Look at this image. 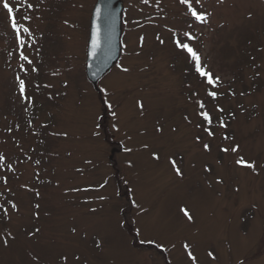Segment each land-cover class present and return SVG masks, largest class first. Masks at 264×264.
I'll use <instances>...</instances> for the list:
<instances>
[{
	"label": "rangeland",
	"instance_id": "1",
	"mask_svg": "<svg viewBox=\"0 0 264 264\" xmlns=\"http://www.w3.org/2000/svg\"><path fill=\"white\" fill-rule=\"evenodd\" d=\"M96 1L9 0L10 14L0 0V153L6 157L0 166V204L10 216L0 213V264H61L63 253H78L82 264H190L184 241L195 245L200 264H264V0H189L198 13L211 14L205 22L196 21L180 0H123L121 59L100 82L101 94L85 71ZM13 16L31 65L19 58ZM176 39L199 52L202 66L220 77L218 87L195 72ZM16 76L34 98L27 111ZM211 91L218 94L215 100L207 94ZM138 100L144 102L143 114ZM199 102L213 117L214 139L197 127ZM97 115L103 119L97 121ZM218 118L227 129L216 126ZM96 123L99 136L92 135ZM54 131H68L69 138L49 135ZM224 134L235 139L224 140ZM204 142L211 152L203 150ZM237 143L238 153L220 152ZM126 147L133 151L125 152ZM154 151L159 161L152 158ZM238 156L255 161L259 174L235 165ZM170 157L183 178L176 176ZM104 181L106 187L97 191H70ZM100 195L109 199L101 201ZM8 201L17 203L19 213ZM36 203L39 219L34 218ZM181 206L194 222L183 217ZM35 227L41 233L29 238L26 233ZM7 232L15 240L5 247ZM208 250L215 251L216 260L207 257ZM68 264H73L71 255Z\"/></svg>",
	"mask_w": 264,
	"mask_h": 264
},
{
	"label": "snow or ice",
	"instance_id": "2",
	"mask_svg": "<svg viewBox=\"0 0 264 264\" xmlns=\"http://www.w3.org/2000/svg\"><path fill=\"white\" fill-rule=\"evenodd\" d=\"M148 2H149V0H143V3H145V4H147ZM197 2H199V0H197ZM180 3L181 4H186L188 6V10L190 11V14L195 18L196 21L205 22V21L208 20L209 16L211 15L207 11L199 12L198 13L196 11V9L192 7L191 3H189V0H180ZM27 6L29 8H32L33 7V5L30 4V3ZM3 9H6L8 11V13H10V14L13 13V7L9 3V0H3ZM96 18H97V20L100 18V9L99 8L96 9ZM25 19H31V17H25ZM65 23L67 24V21H65ZM11 27L13 29H15V31H16V36H17V39L19 41V46L21 48V51L19 53L20 60L25 61L27 64L31 65L32 64V61L22 51V49L25 46V39L20 35L21 29L18 26V23H17V21H16V19H15L14 16L12 17V20H11ZM23 32L24 33H27L29 36H31V31H30L29 28L24 27L23 28ZM100 32H101L100 25L98 23H94L93 24V31H92V35H91V43H90V47H91V53L90 54L92 56H95L96 55V52H97V50L100 47ZM185 36L188 39H190V40L191 39H195V37H192V36H190L187 33L185 34ZM157 39L160 40L159 37H157ZM143 41H144V37L141 36L140 37L141 45L143 44ZM160 43L163 44L164 41L163 40H160ZM175 44H176L177 48L182 49L184 52H186L188 54V56L190 57L191 61L193 62V66H194L195 72L198 73L200 77L204 78L205 79V82L208 85H211L214 88L215 87H218L220 85V83H221L220 77L219 76L213 77V74L210 71L207 70L206 65L205 66H202L201 56H200L199 52L196 49H194L188 43H182L180 39H176L175 40ZM137 54H139V53H137ZM20 69L25 74H27L28 69L25 68L24 64H21L20 65ZM121 70L123 72H125V73H127V72L130 71V69L127 68V67H122ZM31 71L37 72L38 69H36V68L33 67L31 69ZM16 80L18 81V93H19V96H20L22 105L24 106V110L27 111L28 108L31 105L34 104V98L31 97V96H29L27 94V85H26L25 80L24 79H21L20 76H16ZM35 87L37 88V90H39L40 85H35ZM45 87H50V86L49 85H45ZM207 94L213 100H215L217 98V95H218L216 91H211V92H208ZM241 95H244V93H241ZM136 103H137V107L139 108L141 114H143V111H144V108H145L144 102L142 100H138ZM198 107H199L200 111H198L197 114L202 118V123L200 125H197V127L202 128L203 131L206 133V135L208 137L214 139L215 138V132L213 131V124H214L213 117H212V115L209 112L204 111L205 104L203 102H199ZM107 108L108 109H112L113 108V105L111 103H108L107 104ZM216 111L223 112V109L222 108H217ZM111 115H112V117L114 119L117 118V112L116 111L113 110L112 113H111ZM230 115L234 117L235 114L234 113H231ZM95 119L97 121H99V120H102L103 117L100 116V115H97L95 117ZM185 119L187 120L188 118L185 117ZM28 123H29V125H31V120H29ZM216 126H218L220 128H223V129H227V127H228L227 123H225L223 121V119H221V118H218L217 119ZM41 127L47 128L48 125L45 124V125H42ZM99 127H100V124L99 123H96L95 126H94V131H93L92 135L99 136V132L96 131V129H99ZM112 128H113V130L115 132H118L119 131V128L115 124L112 125ZM16 129L19 130V125L18 124L16 125ZM155 130L158 133H163V128L162 127H157ZM8 131L10 132L11 129H8ZM173 131H175V129H173ZM49 135H51L53 137H63L64 139L69 138V132L68 131H60V132L54 131V132H50ZM223 139L224 140H234L235 137L234 136L230 137L229 135L224 134L223 135ZM195 140H196L197 143H200L201 142V137L200 136H196L195 137ZM143 147L145 149H148L149 148V145L148 144H144ZM202 148L206 152H211V150H212L211 144L209 142L202 143ZM239 150H240V145L238 143L220 148V152L224 153L225 155H228V154H236V153L239 152ZM124 151L130 153V152L133 151V149L126 147V148H124ZM69 155H71V153H69ZM152 158L154 160H157V161L160 160L159 154L157 152H155V151L152 153ZM28 159L31 160V157H28ZM5 160H6V157L2 153H0V166H3ZM34 163L37 166H39L40 161L37 160ZM85 163L91 164L92 162H91V160H86ZM169 163H170L172 169L174 170L176 176H178L180 178H183V175L184 174H183V172L181 170V167L177 165L176 159L170 157L169 158ZM234 164L237 165V166H240V167H244V168L250 169V170H252L257 175L259 174L258 171H257V164H256V162L255 161L248 162V161H246L244 159L243 156H238L234 160ZM131 166H132L131 165V162H129V167H131ZM261 167H264V165H261ZM7 168H8V171L15 172V169L12 168L11 165H8ZM76 171L78 173H80L81 175L84 174V169L83 168H77ZM211 171H212V169L210 167L205 166V172L211 173ZM34 176H35V179H36V181L38 183L41 182L39 171H36L34 173ZM7 182H8L7 181V177L5 176L3 178V183L6 185ZM216 182L217 183H223V181L222 180H219V179ZM49 183H50V181H49ZM106 185H107V181H104V182L100 183L98 186L89 185L87 187H73V188L70 189V191H72V192L97 191L99 189L105 188ZM22 187L26 188L29 191H33V189L28 188L27 185H23ZM34 191H35V195L37 197H40V195H41L40 194V191L38 189H36ZM236 191L238 192L239 189H236ZM98 199L101 200V201H104V200L109 199V197L104 196V195H100L98 197ZM85 202L87 203L88 201H85ZM7 203L10 205V207H11V209L13 211L19 213L20 209H19V207H18V205H17V203L15 201H8ZM132 203H133L134 206L139 207L138 205L135 204V201H133ZM40 207L41 206H40L39 203H36L34 205V208L37 210L34 213V218L35 219H39L40 213H39L38 210L40 209ZM141 210L144 211V209H141ZM90 211L95 212L96 209H90ZM179 212L182 213L183 217L186 218L187 221L194 222V216L190 213V211L188 210V208L181 206V207H179ZM0 213H2L5 218L10 219V216L8 214V208L5 207L3 204H0ZM76 231H77V229L75 227H73L71 229V232L73 234H75ZM40 233H41V228L40 227H35L32 231L26 233V235L29 238H32V237L38 236ZM9 239L15 240V237L12 236L11 232H7L3 236L2 242H3V245L5 247H8V245H9ZM149 242L150 243H154V241H149ZM95 243H96V247L98 249L101 248V244L99 242H95ZM157 246L158 247H162V245H157ZM175 246L176 245L173 243L172 244V247L175 248ZM194 247H195V245H191L187 241H184L182 243V248L185 250L186 258L190 262V264H200L197 255L194 254V251H193ZM70 255H71V260L73 261V264H82L81 257H80V255L78 253H72V254L63 253V254H61V256L59 258L61 264H68L69 259H70ZM206 255L211 260H216L217 259V256H216L214 250H208L207 253H206ZM240 264H243V262H240Z\"/></svg>",
	"mask_w": 264,
	"mask_h": 264
},
{
	"label": "water",
	"instance_id": "3",
	"mask_svg": "<svg viewBox=\"0 0 264 264\" xmlns=\"http://www.w3.org/2000/svg\"><path fill=\"white\" fill-rule=\"evenodd\" d=\"M100 9V18H96V9ZM122 0H97L94 7L89 41L87 48L86 76L94 89L99 92L98 84L118 63L121 57V36H122ZM100 25V47L95 56L91 53V35L93 24ZM115 150L112 154H115Z\"/></svg>",
	"mask_w": 264,
	"mask_h": 264
},
{
	"label": "trees",
	"instance_id": "4",
	"mask_svg": "<svg viewBox=\"0 0 264 264\" xmlns=\"http://www.w3.org/2000/svg\"><path fill=\"white\" fill-rule=\"evenodd\" d=\"M192 74V71H189V76L188 77H190V75ZM192 76V75H191ZM30 120H31V118H29Z\"/></svg>",
	"mask_w": 264,
	"mask_h": 264
}]
</instances>
